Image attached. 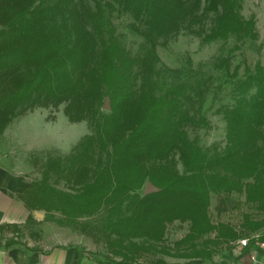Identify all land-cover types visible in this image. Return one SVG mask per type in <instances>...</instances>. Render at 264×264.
I'll use <instances>...</instances> for the list:
<instances>
[{
  "label": "trees",
  "instance_id": "obj_1",
  "mask_svg": "<svg viewBox=\"0 0 264 264\" xmlns=\"http://www.w3.org/2000/svg\"><path fill=\"white\" fill-rule=\"evenodd\" d=\"M3 1L0 3V131L14 115L35 106L59 105L72 98V92L67 89L73 76L62 74L61 67L70 62L69 54L62 50L85 35L81 28H72L75 21L79 22V27L96 28L97 38L94 34L92 36L101 44L92 55V49L86 47L87 52L80 56L78 73H83L86 69L84 58L88 55L92 59L123 56V50L112 52L109 46H105L113 36L105 26L109 25L114 12L130 14L135 20L149 23L155 19L152 11H158L162 1L168 3L166 0ZM198 1L199 7L204 2L219 17L210 40H226L232 35L238 43H244L248 38L252 41L257 38L255 22L245 20L239 12L242 0ZM176 2L183 4L186 0H170V4ZM184 14L195 17L193 13ZM180 17L178 14L177 19ZM12 32L18 35L22 47L15 58L5 41V36ZM64 39H68L67 42ZM54 43L60 44L55 48ZM86 48H81V52ZM230 58L231 55H226L222 65L226 69ZM244 70L242 77H238V68L232 73L236 78L231 83L234 102L218 108L226 121L224 147L216 145L212 150L198 145L181 130L175 131L171 119L165 123L167 128L163 131L166 133L159 143L169 148L162 151L168 152L173 146L186 144V149L181 147L180 150L183 173L176 168L168 172L167 178L164 172L152 173L147 166L152 156L147 151H139L142 128L155 122L164 109L170 107L162 104L161 99L151 100L150 105L143 104L145 118L137 123L140 126L135 132L122 130L117 137L107 130V136H98V155L82 154L84 147L97 139V134L92 133L85 135L68 155L48 157L43 163L40 179L33 180L23 193L26 206L31 210L44 209L46 220L73 225L99 240L103 238L112 254L121 255L118 262L122 264H140L133 258L148 250L160 251L167 224L175 220L191 221L186 238L192 251L187 257H209L212 250L195 254L194 240L213 231L217 234L209 241L214 246L247 236L250 239L248 247L261 242L264 233L261 232L259 237L254 233L264 226V65L259 58L252 68L245 65ZM204 88L199 84L194 88L195 94L200 95ZM199 100L203 106L204 96H199ZM66 106L69 119L76 120L68 102ZM178 111L184 116L176 119L179 123L195 122L192 113L185 109L184 113L181 108ZM160 123L158 120L157 125ZM90 151L94 152V149ZM167 155L157 153V158ZM61 178L72 180L70 191L58 186ZM147 180L161 190L146 194L142 185ZM216 192L243 194L245 202L252 205L257 214L243 213L241 229L229 222L214 223L208 206L212 193ZM33 216L31 213L30 219ZM12 243L14 240L10 241ZM159 263L169 264L164 260Z\"/></svg>",
  "mask_w": 264,
  "mask_h": 264
},
{
  "label": "rangeland",
  "instance_id": "obj_2",
  "mask_svg": "<svg viewBox=\"0 0 264 264\" xmlns=\"http://www.w3.org/2000/svg\"><path fill=\"white\" fill-rule=\"evenodd\" d=\"M166 1L167 4L164 1L160 3L158 11H152L155 19L149 23L142 19L135 20V17L130 14L123 13L122 15L114 12L109 25L105 26V30L113 36L109 37L105 46H109L112 52L123 50V56L116 58L99 56L92 59L88 55L84 58L86 69L83 73H78L81 64L80 56L87 52L86 47L92 49L90 52L92 55L97 48L101 47V44L95 39L97 38L95 35L97 32H94L96 28L79 27V22H74L72 28L74 30L81 28L85 35L80 36L73 43L70 42L62 50L65 54H69L70 62L67 66L61 67V72L73 76L67 89V92L68 90L72 92V98L67 102L76 120L70 121L65 113L67 102H61L59 105L55 103L49 107L40 106L43 107L50 122L43 131L45 137L50 136L47 138L50 147L40 151L36 150L25 156V168L29 169L26 174H30L33 180L40 179L43 163L48 157L68 155L85 135L95 133L97 139L91 140L84 147L83 156L89 153L98 155L100 149L98 136L101 134L107 136V130L117 137L120 136L122 130H134L135 132L140 126L137 123L145 118L143 104L150 105L151 100L161 99L162 104L170 105L168 109H164L159 119L156 118L155 122L142 128L139 135L141 136L139 151H147L152 156L151 162L147 164L152 173L164 172V177L167 178L172 168H176L180 173L185 171L182 160H180V150L181 147L186 149V144L173 146L170 151L163 152L169 146L162 147L159 143V139L166 133L163 130L167 128L165 123H169L168 119L174 122L175 131L181 130L182 134H186L189 140L195 141L198 145L212 148V150L216 145L218 147L226 145V121L218 108L234 102L231 83L236 79L232 74L235 68H238V77H242L245 74V65L252 68L259 58L264 65V0H242L239 12L245 20L255 22L258 33L254 41L248 38L244 43L242 41L238 43L232 35L226 40L224 38L209 39L219 17L216 16L213 8L208 7V4L205 5L203 2L199 7L198 0H186L183 4L178 2L170 4V0ZM0 3L4 1L1 0ZM154 8L155 6L152 9ZM183 12L193 13L195 17H187ZM178 14L181 15L180 20L177 19ZM10 34V36H5L6 46L12 48V55L15 58L18 57L17 53L21 45L18 35L14 32ZM64 40L67 42L68 39ZM59 44L54 43L53 46L56 48ZM84 47L86 49L81 52V48ZM232 48L233 50H230ZM226 55H231L229 69L222 66ZM199 84L203 88L204 85L208 86L202 89L200 95L194 92V88H198ZM199 96H204L203 106ZM107 98L109 100L106 102ZM106 104L109 105V109L105 108ZM37 107L39 106H35ZM180 108L183 111L185 109L189 114L192 113L195 122L179 123L176 121L177 118L184 117L180 116L178 111ZM158 120L161 122L159 125H157ZM31 121L35 132L40 134L41 131L39 132L38 128L41 122L36 118H32ZM92 148L94 152L90 151ZM157 153L168 155L157 158ZM19 156L21 159L24 158L22 154ZM130 165L131 161L128 162V166ZM135 171L139 170L136 168ZM147 181L143 183L142 189ZM71 182L72 180L61 178L58 186L70 191ZM244 198V195L238 192L212 193L211 203L208 206L211 221L214 223L229 222L241 229L243 213L257 214L256 209L246 203ZM39 211L38 216L40 217L32 218L29 222L33 223L31 226L35 227L37 219L44 217L45 211ZM258 217L260 218L259 215ZM190 226L189 219L168 223L166 238L161 243V250H148L141 256L134 257L133 260L135 259V262L140 264H161L159 262L164 257L169 260H188L191 256H187L192 251L186 238L190 232ZM71 227L82 232L76 226ZM263 229L264 226L254 233L255 236H261V232L264 233ZM28 231L29 229L25 230V234H28ZM216 234L217 232L213 231L196 238L194 240L197 246V248L194 247L195 254L200 255L199 252L205 250H212L213 254L217 251L216 249L224 248V245L229 243L223 242L214 246L209 240ZM87 235H89L90 247L94 253L113 260L121 257L120 254H112L103 238L99 240L93 235L88 233ZM13 237L6 234L0 239L16 240ZM247 237L232 241L238 240L239 242L241 238ZM24 239V234L18 233V241L23 244Z\"/></svg>",
  "mask_w": 264,
  "mask_h": 264
},
{
  "label": "crops",
  "instance_id": "obj_3",
  "mask_svg": "<svg viewBox=\"0 0 264 264\" xmlns=\"http://www.w3.org/2000/svg\"><path fill=\"white\" fill-rule=\"evenodd\" d=\"M32 118L41 122L40 134L31 126ZM49 123L46 112L39 106L12 116L0 131V237L10 234L16 238L12 244L11 239H0V264H122L118 262L120 258L111 260L94 253L89 235L69 225L44 217L37 219L35 227L29 223L31 213L33 217L40 216L39 210H31L24 202L23 193L33 181L30 174H26L29 169L25 168V156L50 147L47 142L50 136L45 137L43 133ZM19 154L24 158H19ZM18 233L29 240L24 239L22 244ZM255 252L259 258H264V248L255 243L243 246L237 240L218 248L209 257L186 261L164 257L163 260L169 264H254L251 254Z\"/></svg>",
  "mask_w": 264,
  "mask_h": 264
},
{
  "label": "built area",
  "instance_id": "obj_4",
  "mask_svg": "<svg viewBox=\"0 0 264 264\" xmlns=\"http://www.w3.org/2000/svg\"><path fill=\"white\" fill-rule=\"evenodd\" d=\"M249 240V237L241 238L239 240V243L243 246H247L249 245ZM255 244L260 246L261 248H264V240H261V242H256ZM251 259L253 260L254 264H264V258H259L256 252L251 254Z\"/></svg>",
  "mask_w": 264,
  "mask_h": 264
},
{
  "label": "water",
  "instance_id": "obj_5",
  "mask_svg": "<svg viewBox=\"0 0 264 264\" xmlns=\"http://www.w3.org/2000/svg\"><path fill=\"white\" fill-rule=\"evenodd\" d=\"M108 100H109V99L107 98V99H106V102H107ZM105 108L109 109L110 107H109L108 104H106V105H105ZM143 190H144V192L147 194V193H151V192H158V191L161 190V189H160L159 186H158V187L155 186L150 180H148ZM37 214L39 215L40 213L37 212Z\"/></svg>",
  "mask_w": 264,
  "mask_h": 264
}]
</instances>
